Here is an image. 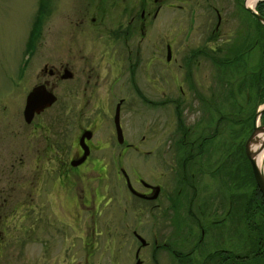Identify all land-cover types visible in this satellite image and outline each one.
<instances>
[{
	"label": "rangeland",
	"instance_id": "374dc122",
	"mask_svg": "<svg viewBox=\"0 0 264 264\" xmlns=\"http://www.w3.org/2000/svg\"><path fill=\"white\" fill-rule=\"evenodd\" d=\"M58 1L47 0L50 3L48 8L44 0H0V88L5 86L4 88L11 91V99L17 98L21 91L19 88L15 89L12 84L16 74L20 78L27 71L28 74L33 73V77L35 67L45 58L56 54L61 56L63 45L77 42L72 39L76 26H70L68 29L64 26V16L69 15L68 19L75 21L76 15H73V9L70 13L65 12L70 10H65L68 6L71 7L67 0ZM170 2L172 1H168ZM57 3L59 8L55 11ZM244 3L246 4V0H213V4L219 8L218 43L222 53L216 55L214 50H209L213 67L202 66L195 71L196 75L199 72L197 76L201 85L208 89L206 96L213 98L217 104V111L209 112L204 109V105L203 111L189 108L181 113V109L178 110V106L168 97L172 85L170 77L182 79L184 70L172 61H166L169 57L164 56L165 40H171L174 48L183 50L187 43L201 42L199 28L207 27L208 30L214 21L212 9L205 3L191 8V2L187 4L186 11L168 7L163 11L165 13L160 14L159 24L153 33L160 46V60L156 61L157 70L164 76L159 86H152L147 80L148 73L144 74V67V76L136 77L145 93L151 94V97L163 105L156 109L159 114L151 115L148 110L140 112L136 106L122 109L125 136L129 141H139L143 137V141L137 144L147 152H135L129 148L116 160L118 146L113 128L112 135L99 138L112 139L116 147L113 144L110 147L109 144L107 148L93 149L89 158L92 161L76 168L83 171L86 170L85 166H89V172L77 180L75 175H70L65 181L63 177L60 179L63 180V185L58 187L60 180L51 182L52 175L46 174L54 163L52 158L31 163L34 152L30 151L23 157L24 165H16L11 172L8 163L10 161L0 150V264H264L261 241L264 238V210L257 194L261 193L244 154L245 140L255 132L254 119H257V125L264 124V110L260 113L262 118L259 119L260 114L255 116V112L264 107V99H261L256 91V77L264 60V28L256 25L254 45L250 47L248 32L253 29L255 20L251 13L244 9ZM51 5L54 7L50 9ZM42 11L47 14L43 23L40 15ZM166 13L174 14L175 21L166 18ZM187 13H190L189 16L194 20L189 36L186 34L187 19H184ZM40 23L42 28L35 40V52L31 57L28 55L27 68L23 72L26 63L23 68L18 69V66L22 60H27L24 52L26 36L32 27L38 29ZM102 38L105 42L106 36L102 35ZM31 43L30 38L28 46ZM61 43L64 44L61 46ZM97 44L100 43L95 44L94 50L101 53L102 50ZM28 49L29 54L32 47ZM175 54L179 60V54ZM221 55L223 64L222 68H218L217 57ZM187 60L185 64L188 63ZM99 67L103 70L107 68L103 62ZM119 74L116 73L117 76ZM24 81L25 78L23 83ZM29 82L33 80L27 78V83ZM183 89L185 90L184 85ZM211 91L213 96H210ZM118 95L120 93L112 97ZM49 96L43 101L47 102ZM114 100L113 98L111 102L114 103ZM22 101L24 102V98ZM11 102L9 100L2 105L6 106V110H0V122L9 120L21 106ZM26 106L27 103L24 106V115L29 118L33 107ZM176 112L180 115L176 116ZM171 116L175 118V127L171 125ZM45 117L48 123L53 119V115L49 113ZM197 118L202 119L204 125L199 126L203 130L194 135V131L188 132L186 122L196 125ZM141 120L144 125L140 123ZM72 124L73 122L63 125V153L67 166L69 158H72L67 154L69 143L77 132ZM104 127L107 129V125ZM0 132L8 133L7 127ZM184 132L185 139L188 140L185 146L182 145ZM199 133L209 138L204 137L201 140V137H197ZM169 134L172 145H164L163 140L167 139ZM195 137L196 140L203 141L202 144L206 145L204 149L201 150L200 145L194 146L197 141L189 142ZM51 140L55 142L54 138ZM55 150L56 148L53 153ZM160 150L161 155L165 157L160 159L159 171H175L178 174L174 191L180 188L179 177L184 166H187L181 167L182 159L185 160L189 155L192 160H196V165L201 167V170H205L204 175L200 170L199 178H193L201 187L198 184L194 190L192 186H187L184 190L188 191L193 203L189 213L186 210L183 213V220L175 221L174 228L162 220L155 222L154 213L157 210L151 206L152 202L141 203L136 200L126 189L119 169L122 167L129 177L138 174L144 179H150L155 173L152 167L155 155ZM199 151H203L202 154H199ZM111 154L112 157H109ZM167 157L171 160L168 161ZM36 166L37 170L34 169ZM36 171L39 177L34 191L28 187L26 191L21 188L16 191L12 189L20 177L29 180L31 173ZM8 177L14 179L6 187L11 189L2 188L3 181ZM94 177L97 179H93ZM181 192L183 195V191ZM186 198L188 197L185 196V202ZM215 201H219L222 207L215 205ZM201 225L205 226L203 234L200 232ZM133 231L144 240V244L135 238ZM173 231H176V234H173ZM186 231L191 233L189 239L175 244L182 252H192L188 259H175L165 247V242L170 243L178 232Z\"/></svg>",
	"mask_w": 264,
	"mask_h": 264
},
{
	"label": "flooded vegetation",
	"instance_id": "af4514ba",
	"mask_svg": "<svg viewBox=\"0 0 264 264\" xmlns=\"http://www.w3.org/2000/svg\"><path fill=\"white\" fill-rule=\"evenodd\" d=\"M44 1L49 8L50 3L47 2V0ZM55 1L59 2L58 0ZM168 1L172 2L168 3ZM191 2L193 3L191 8H196L198 4L205 3L214 13V21L208 30L207 27L199 28L201 30V36H199L201 42H193V44L187 43L183 50L174 48L171 40H169L170 42H167L168 39L165 40L164 56L168 55L169 57L166 61H172L174 65L178 68L182 67L184 70L182 79L170 77L172 85H170L168 97H170V101L178 106V108L176 107L178 110L181 109V113L189 108L203 111L204 105V109L209 112L217 111V104L212 100L213 98L210 99L206 96L208 89L204 88L198 79L197 75L199 72L197 75L195 74L197 68H202V66L204 68L207 66L213 67V59H211L209 55V50H214L216 55L222 53V49L218 43L220 37L219 8L213 4V0H67V3H69L71 7L68 6L65 10H70L65 12L70 13L73 9L72 13L76 15V20L70 21L68 19L70 18L69 15L64 16L66 17L64 26L66 29L70 26H76L72 39H76L77 42H71L65 45L61 43V46L63 45L61 47V51L63 52L61 56L56 54L50 58H45L35 67L33 77V73L28 74L26 71L29 60L28 55L31 57L35 52V40L40 34L43 18H47V14L43 13V11L40 12V15H42V23H40L39 28L36 30L32 27L31 31L28 32L26 36L24 52L27 60H22L21 64L18 66V69H20L19 67L23 68V65L26 63L23 70V72L26 71V73L20 78L16 74L14 80H12L13 87L21 90H19L20 94L17 98L14 97L11 99V91L4 88L5 86L0 88V110H6V106L2 105L6 104L9 100L16 102L17 105H21L9 120H1L0 122V131L5 130L6 127L8 131L6 134L0 132V142L3 141L0 143V150H2V153L10 161L8 162L10 171L13 172L16 165H24L23 157H25L28 152L33 151L34 158L31 160V163L36 160L53 159L54 163H52V167H50V170L46 173L47 175H52L51 182L60 180L61 178L63 179V177H65L63 179L65 181V179H69L70 175H75V180L80 179V177L85 176L91 168L85 166L86 170L83 171L76 168L82 164V166H84L88 161H92L89 158L91 157L90 153L93 149L98 150L107 148L109 144L111 147L113 144V141H111L112 139H100L99 137L112 135L113 128L116 145L118 146L116 152L118 158L116 160H119L122 154H125L129 148L133 149L135 152H147L143 151L138 146V144L143 141V137L139 141H129L125 136L124 133L126 130L124 129L123 132L122 109L124 107L127 109L128 107L132 108V106H136V109L140 112L142 110H148L147 112L151 115H157L158 112L156 109L163 106L161 102L151 97V94L145 93L140 80L138 79L137 81L136 77H142L145 73H148L147 80L151 82L152 86H159L160 80L164 78V76L160 74L159 69L157 70L156 61L160 60V58H158L160 46L159 40H157L155 36L153 37V33L159 24L160 14L161 12L165 13L163 11L168 7L185 10L187 4L189 5ZM51 7H54V5H51L50 9ZM57 7L59 8L58 3L55 11ZM189 14L190 13H187L184 17L185 20L187 19L185 23L187 24L186 34L188 36L193 28L191 26L194 23L193 18H191ZM166 18L175 21L174 14L167 15L166 13ZM256 30L257 27L254 21L253 29L248 32V44L250 47L254 45L253 41L255 40ZM72 32L73 30L70 32L69 36ZM102 35L106 36L105 42H103ZM30 38L32 43L28 46ZM96 43H100L97 45L98 48L102 50L101 53L94 50ZM30 46L32 49L28 54L27 50H29L28 48ZM175 53L179 54V60ZM222 58L223 55L217 57L216 66L218 68H222ZM186 59H188V63L185 64ZM101 62L106 63V69L103 70V68L99 67ZM103 72L105 73L102 74ZM117 72L120 73L118 76L116 75ZM24 78L25 81L23 83ZM27 78L33 80V82L27 83ZM136 81L139 84H136ZM183 85L185 90L183 89ZM175 86L177 89H175ZM29 93H32V95L34 94L32 99L33 112L29 118H26L24 115V106L26 97ZM49 93L53 96V100L49 105H46L47 107H44L45 105H42L40 101L44 96L47 97ZM116 93H120V95L112 97ZM210 93V96H213V91ZM17 94L18 92L16 95ZM130 94H132V98ZM23 98L24 102L22 101ZM113 98L115 99L114 103L111 102ZM21 102L23 104H21ZM39 106L41 109L36 110ZM55 106L56 110H54ZM166 111L170 113L168 110ZM47 113L53 115V119L49 123L45 119ZM115 114L117 115L116 121L119 127L120 139H118L116 135ZM179 115V112H176V116ZM54 117H56L55 120L57 124L53 122ZM141 119L143 120V118ZM142 120L140 123L144 125ZM177 120L180 121L178 117ZM70 122H73L72 125L77 132L73 134L69 143L67 154L72 158H69L67 166L64 160V145L62 139L65 133V131L63 133V125H68ZM171 123V125L175 127L174 116H171ZM196 123L195 125L192 122H186L188 132L194 131V135L202 131V127L199 126L204 125L202 119L199 118H197ZM105 125H107V129H105ZM97 131L99 132L97 133ZM170 136L171 134H169L167 139L165 138L163 140L164 145H166V143L167 145H172L169 138ZM185 136L186 133L184 132L182 134L183 146L188 144V140L185 139ZM197 137H201V140L204 137L206 139L209 138L207 135L202 136L201 133H199ZM197 137L192 138L189 142L194 143V141H197L194 146L200 145L199 148L202 150L206 145L202 144L203 141L196 140ZM51 138H54L55 142L51 140ZM182 141H180V143ZM173 144H175V139L173 140ZM113 146L115 145L113 144ZM54 148H56L55 153H53ZM202 152L199 151V154H202ZM161 153L160 150L157 151L155 155L154 164H152L155 173L150 179H144L138 174L129 177L128 174L127 176L123 174L122 167L119 169L121 177L123 178V183L128 192L141 203L145 201L152 202L151 206L157 210V212L154 213L155 222L157 223L158 220H162L164 223L174 228L176 227V225H174L175 221L181 222L183 220L181 218L185 217L183 214L185 210L188 213L190 211L193 200L189 198L188 191L184 190L187 189V186H190V188L192 186L193 190L196 189V185L198 186L200 183H197L193 178H199L202 168L198 167L196 165V160H192V157H189V155L185 157V160L181 158L182 160H179L180 164H182L181 167H183V165L187 166H184L179 177L180 188L178 187V189L174 191V186L178 183L176 182L178 174L175 171H173V173H170V171L168 173L159 171L160 159H164L165 157L162 156ZM109 157H112V154L109 155ZM167 159L168 161L171 160L169 157H167ZM34 169L37 170L38 166L34 167ZM169 170H171L170 165ZM201 174L204 175L205 170H201ZM30 177L29 180L20 177L18 181H15L12 189L16 191L21 188L26 191L28 187L34 191L39 173L37 171L33 172ZM93 179L97 178L94 177ZM13 180L14 179H11V177L6 178L3 181L2 188L9 186ZM63 180H60L57 184L58 187L63 185ZM128 185L140 195L132 193ZM6 189H11V187ZM181 191H183V195ZM153 195L154 197L150 198V196ZM185 196L188 197L186 198V202ZM215 202V205L221 206L219 201ZM199 214H201V212H199ZM196 219H198L197 216ZM193 223L196 224L198 222ZM204 228L205 226L201 225V234H203ZM173 232V234H176V231ZM132 233L137 239L135 232L133 231ZM190 235L191 233L189 231L178 232V235H175L176 237H174L170 243L165 242L167 246L171 244V246L165 247L173 258H189V254L192 250L182 252L175 243H179L181 240H188ZM153 243H156V239L153 240ZM146 244L145 242V245ZM135 251H137V247Z\"/></svg>",
	"mask_w": 264,
	"mask_h": 264
},
{
	"label": "water",
	"instance_id": "95a60500",
	"mask_svg": "<svg viewBox=\"0 0 264 264\" xmlns=\"http://www.w3.org/2000/svg\"><path fill=\"white\" fill-rule=\"evenodd\" d=\"M244 8L247 11H249L251 14H253L256 17V19L259 20V22L264 25V18L261 15L257 14L255 12V10L251 9L250 7H247V6L244 5ZM47 96H49V95H47ZM44 98H46V97L44 96L42 98V100L40 101L42 103V105H48L53 100V96L51 94H50L49 99L47 100V102L43 101ZM32 99H33L32 94H28L27 99H26V103H27V106L26 107H28V108H32L33 107L32 106V104H33L32 103ZM262 110H264V107L259 108L255 112V116L257 117L262 112ZM114 117H115V128H116L117 138L120 139L119 127H118V123L116 121L117 115L115 114ZM255 119H254V122H253L254 123L253 129L255 131L257 130V131H261L263 133V138L261 139L260 144L257 147V149H260L261 147L264 146V124H261V125L255 124ZM253 134H254V132H252L247 137V139L245 140V143H244V154H245L246 158L248 159V161L250 163L251 170H252V174H253V177H254L256 186H257L259 192L261 193L262 197L264 198V177H263L260 169L258 168L257 163L255 162V151L256 150H252V149L249 148L250 142L253 139ZM122 172L125 175V173H124L123 170H122ZM128 188H129V190L132 193H134L136 195H140L138 192H136L135 190H133V188L130 185H128ZM152 197H154V195L153 196H150V198H152ZM137 238L139 239V241H140L141 244H144V240L140 236L137 235Z\"/></svg>",
	"mask_w": 264,
	"mask_h": 264
},
{
	"label": "trees",
	"instance_id": "16d2710c",
	"mask_svg": "<svg viewBox=\"0 0 264 264\" xmlns=\"http://www.w3.org/2000/svg\"><path fill=\"white\" fill-rule=\"evenodd\" d=\"M255 9L257 13H259L261 16L264 17V0L258 1L255 5ZM254 20L256 22V25H258L261 29L264 28L263 25L257 19L254 18ZM256 78H257L256 91L259 93L260 98L264 99V60L261 64V68L259 69V72ZM262 115H264V112ZM262 115H261V118H262ZM257 194H258L259 200L261 201L262 209L264 210V198L261 196V194L260 195L259 193ZM261 241H262V248L264 252V238L263 240L261 239Z\"/></svg>",
	"mask_w": 264,
	"mask_h": 264
},
{
	"label": "bare ground",
	"instance_id": "6f19581e",
	"mask_svg": "<svg viewBox=\"0 0 264 264\" xmlns=\"http://www.w3.org/2000/svg\"><path fill=\"white\" fill-rule=\"evenodd\" d=\"M254 0H247L246 5L252 7ZM257 124V119L255 120ZM259 122V121H258ZM263 138V133L261 131H255L253 134V139L250 142L249 147L255 151V162L257 163L258 168L260 169L263 177H264V146L260 149H257L260 144L261 139Z\"/></svg>",
	"mask_w": 264,
	"mask_h": 264
}]
</instances>
